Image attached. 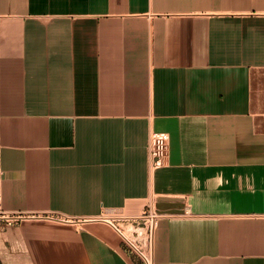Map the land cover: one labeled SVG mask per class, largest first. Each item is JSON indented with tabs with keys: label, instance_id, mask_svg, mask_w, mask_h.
<instances>
[{
	"label": "crops",
	"instance_id": "1",
	"mask_svg": "<svg viewBox=\"0 0 264 264\" xmlns=\"http://www.w3.org/2000/svg\"><path fill=\"white\" fill-rule=\"evenodd\" d=\"M0 173V264H264V0H0Z\"/></svg>",
	"mask_w": 264,
	"mask_h": 264
},
{
	"label": "built area",
	"instance_id": "2",
	"mask_svg": "<svg viewBox=\"0 0 264 264\" xmlns=\"http://www.w3.org/2000/svg\"><path fill=\"white\" fill-rule=\"evenodd\" d=\"M169 135L165 133H153L148 143L150 160V170L157 171L166 165L169 154ZM1 181V173H0ZM1 190H0V222L6 226L19 224L27 216L21 214H9L1 209ZM191 215L189 210L185 214ZM160 216L152 209L146 210L138 217H124L119 222H113L107 217L96 219L74 220L76 224L85 222H105L110 224L116 232L123 238L128 250L136 254L144 264H153L152 247L155 231L159 225ZM72 221V220H67ZM121 223V224H119ZM127 230L129 232H127Z\"/></svg>",
	"mask_w": 264,
	"mask_h": 264
},
{
	"label": "rangeland",
	"instance_id": "3",
	"mask_svg": "<svg viewBox=\"0 0 264 264\" xmlns=\"http://www.w3.org/2000/svg\"><path fill=\"white\" fill-rule=\"evenodd\" d=\"M127 232H129V231L127 230Z\"/></svg>",
	"mask_w": 264,
	"mask_h": 264
}]
</instances>
